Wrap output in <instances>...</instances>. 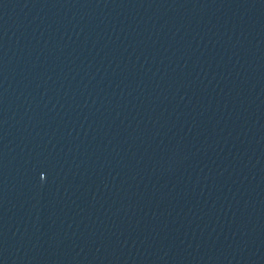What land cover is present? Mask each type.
I'll use <instances>...</instances> for the list:
<instances>
[{
	"label": "water",
	"instance_id": "obj_1",
	"mask_svg": "<svg viewBox=\"0 0 264 264\" xmlns=\"http://www.w3.org/2000/svg\"><path fill=\"white\" fill-rule=\"evenodd\" d=\"M0 264H264V0H0Z\"/></svg>",
	"mask_w": 264,
	"mask_h": 264
}]
</instances>
